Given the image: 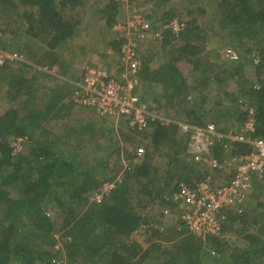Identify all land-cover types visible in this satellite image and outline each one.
I'll return each mask as SVG.
<instances>
[{
    "label": "trees",
    "instance_id": "1",
    "mask_svg": "<svg viewBox=\"0 0 264 264\" xmlns=\"http://www.w3.org/2000/svg\"><path fill=\"white\" fill-rule=\"evenodd\" d=\"M96 1H105L101 8L96 9L107 23L106 28L98 29L100 40L104 41L107 36L109 40L115 38L120 50L122 37L115 34L112 27L120 18L124 2ZM186 1V4H179L174 0H156L147 12L139 5L150 0H141V4L130 7L150 20L154 31L159 28V22L167 25L178 19L183 24L177 32L168 27L162 37L151 39L158 48L155 52L153 50L152 57L145 58L140 47L143 67L139 73L143 88L152 82L158 87L159 92L154 96L163 108L154 110L157 115L169 119L170 107L177 108L176 101L183 107L179 112L175 109L176 113H171L173 119L168 123L162 124L163 120L158 119L151 122L146 130H133L127 123L130 134L125 139L126 143L136 144V139H141V142L146 139V153L135 162L136 146L130 150L121 148L118 140L111 141L109 150L116 159L112 164L108 159V163L99 166L108 167V171L112 169L110 174L97 169L99 172L94 175V169L81 164L75 156L70 157V152L62 149L64 146L58 144L62 141L58 132L52 134L50 129L41 125L45 120L61 118L64 113L67 115L74 105L91 108L75 100V91L76 83L82 81L93 63H84L83 72L71 82L51 75L45 69L36 70L28 62H23L24 66L35 70L29 75L14 72L7 64L0 69V81L6 85L0 91V264H206L202 261L212 258L206 255V249L202 251L206 246L214 248L220 255L210 261L213 264H219L224 257V264H257L258 256L252 247L231 248L226 237H240L245 228L249 229L246 224L250 222L251 234L254 235L247 236L250 243L259 244L262 240L264 175L253 178L256 188L253 195L248 193L243 202L226 206L222 235H209L205 241L191 238L194 234L182 219L184 208L171 196L181 192V183L196 187L209 179V183L216 186L230 181L235 174V171L233 174L228 171L221 173L207 163L195 161L188 152L187 134L179 130L180 122L204 126L208 117L213 116L212 121L225 137L214 141L211 156L222 162H231L229 168L237 163L239 156L255 150L249 142L227 137L231 131L244 134L249 139H264V0ZM87 2L0 0V27L5 32L13 26L15 34L25 30V35H30L33 41L41 42V57L36 58L33 46L29 52L36 58L33 61L48 63L50 67L47 68L51 69L60 59L61 52L73 50V41H78L82 48L90 44L91 38L86 35L93 30L88 32L89 28L84 25ZM176 9L178 13H174ZM16 15H23L27 27L22 20H14ZM205 16L211 19L197 22L196 18L199 21ZM113 46L116 48V43ZM230 46L238 52L236 61L222 59L223 50ZM161 53L164 63L153 69L148 63ZM187 64L192 67L189 72L192 84L185 83V74L180 69L181 65L187 67ZM69 67L70 60L64 55L60 63L63 70L60 71L69 74ZM214 68L217 70L213 71ZM46 80H49V85L39 82ZM40 89L49 94L44 108L43 105L37 106L38 101L45 98L39 95ZM23 95L24 115L19 116V112L9 104ZM184 102L194 106L184 108L187 105ZM208 102L210 104L205 108ZM229 105L234 109L237 107L240 122L237 127L226 123L230 115L226 114ZM248 106L256 110L257 120L255 131L244 133L241 127L248 115ZM18 136H26L28 140L21 152L12 154L10 142ZM154 152L167 156L164 169L151 163ZM124 153L131 166L119 169V158L124 157ZM115 171L125 174L122 177L111 176ZM105 180L113 181L115 186L100 202L95 201L96 190ZM153 192H158L160 197L166 194L164 199L159 198L162 199L159 204L167 207L163 213L175 212L177 218L174 222L168 224L161 218L151 219L141 212L154 200L151 199ZM249 201L252 208L244 204ZM136 230L148 232L154 238L164 236L174 243L166 241L142 249L131 237Z\"/></svg>",
    "mask_w": 264,
    "mask_h": 264
},
{
    "label": "built area",
    "instance_id": "2",
    "mask_svg": "<svg viewBox=\"0 0 264 264\" xmlns=\"http://www.w3.org/2000/svg\"><path fill=\"white\" fill-rule=\"evenodd\" d=\"M170 26L177 32L181 30L183 24L175 20ZM113 30L123 40L120 48L121 62L117 66L121 68V77L115 76L100 64L92 65L87 69L82 81L76 83L78 87L75 91V100L93 108L102 117H127L129 127L133 130H146L151 122H156L158 119L163 120L162 124L168 123L169 119H163L157 115L149 104L142 100L137 91L141 82L139 73L143 67L140 45L149 34V20L134 9L131 17L116 23ZM227 51L232 58L237 57L233 50ZM19 58L20 56L16 53L0 49V69L8 62ZM256 120L254 108L248 106V115L242 123V131L254 132ZM179 130L187 134L188 152L192 154L195 161L207 163L209 167L221 173L229 171L231 162L227 160L222 162L211 156L214 141L219 137H225L213 123L201 126L182 121L179 123ZM227 137L231 140L249 142L255 148L251 153L239 156L232 179L225 183H218L216 186L211 185L209 179L198 183L196 187L181 183V192L171 196L184 208L182 219L188 230L203 239L209 235H222L226 206L243 202L254 187L253 178H262L264 175V139H249L244 134L232 131ZM27 140L26 136L13 138L11 153L21 152ZM145 153V146L139 147L135 162L139 161ZM130 166L131 161L125 160L124 167ZM114 186L111 180L102 182L96 190L94 200L100 202ZM56 236L59 235L56 234Z\"/></svg>",
    "mask_w": 264,
    "mask_h": 264
},
{
    "label": "crops",
    "instance_id": "3",
    "mask_svg": "<svg viewBox=\"0 0 264 264\" xmlns=\"http://www.w3.org/2000/svg\"><path fill=\"white\" fill-rule=\"evenodd\" d=\"M176 2L179 4H182V3L186 4L187 3L186 0H176ZM177 3H175V4H177ZM174 13H178V9H176L174 11ZM14 17H15L14 20H16V21L22 20L23 23L26 24V27H27L28 23H26L25 19L22 18L23 15H21V16L16 15ZM196 19L198 22V18H196ZM158 25H159V28L157 29V31L152 30V33H154V37L144 41V43H147V45H145V47L148 46L146 49H144L145 58H147V54L145 53L146 51H153L154 50V52H155L158 49V48L156 49L157 46L155 47L153 45L155 41L151 40L153 38L163 36V31H164L165 27L164 26L161 27V22H159ZM101 28H103V27H100L99 29H101ZM13 31H14L13 26H11L10 31L7 30V31L0 34V49L6 50V51H9L12 53H16L20 56L19 59H15V61H13V62L11 61V62L7 63V66H10V70H12L14 72H22V73H25L26 75L31 74V72L32 73L35 72L34 69L24 66L23 62H28V63H31L32 65H34L36 70L45 69L51 75L58 76L59 78L66 79V80L71 82V81L75 80L74 79L75 77H78V75L83 72L84 63L89 62L91 64L93 63L94 65L100 63V64H102V66L106 67L109 71H111L115 76L121 77V70H119L117 68V66L119 64L118 61L120 60V50L118 48V43L116 42L115 38L112 40H109L110 37L108 38V36H107V39L104 40L106 43L100 47L96 46V45L88 44V45L84 46V48H82L80 46L81 44H79L78 41H73V45H72L73 50H68V51L65 50L64 53L61 52L59 54L61 56L60 59L57 61V63L51 69H49V68H47V67H50V65L48 63L37 64L35 61H33V59L35 60L36 58L41 57V54H40V51H41L40 46L41 45L40 44H42V43L37 41V40L33 41L32 37L28 34L25 35L26 34L25 30L19 34H15L16 31H14V32ZM200 34H197V35L200 36ZM193 38L195 40H198L197 38H195V36ZM199 39H201V37ZM33 42L35 43V45H28L29 43L33 44ZM115 43H116V48L113 46ZM144 43H143V45H144ZM31 46H33L32 50H36V53H37L36 58H33V55L31 54V52H29V50L31 49ZM142 50H143V48H142ZM64 55H66L67 59L70 60L69 74H64V73H62V71H60V70H63L62 68H60V63L62 62ZM150 55H151V57L153 56V54H148V56H150ZM31 60L33 62H31ZM219 61L221 63H225L221 60H219ZM226 61L229 62V60H226ZM163 63H164L163 54L161 53L158 56H155V58H153V60H150L148 64H150V66L153 67V69H155V68L159 67L160 65H162ZM109 64H112V65L109 67ZM186 66L187 67H184L181 65L180 69L182 70L183 75L185 74L184 75L185 83L186 84H192L193 78H192V76H190V73L192 71V67L189 66L188 64ZM216 70H217V68L213 69V71H216ZM39 74H41V73L39 72ZM40 79H42V78H40ZM39 82H42L44 86L49 85L48 84L49 80L39 81ZM143 83L144 82L141 80L140 86L137 88V91L140 94L142 100L147 102L153 110H155L156 108L162 109L163 108L161 106L162 104L161 105L158 104V102L156 101L157 96H154L156 94V92H159L158 87L154 86L155 82H152L151 84H149V86H145V88H143V85H144ZM5 86H6L5 83H2L0 81V91L4 90ZM44 86H42V87L44 88ZM41 89L38 91V93L40 96H42V97L44 96L45 98L43 100H39L38 101L39 104L37 106L43 105V108H44V104H45L47 98H49V94H47V92H45L44 90H42V92H41ZM233 89H235V87H233ZM187 91H188V89H187ZM144 94H145V97L143 96ZM24 97L25 96L23 95L20 98L21 100L20 99L17 100L18 102L16 101V102H13L12 104H9L11 107L15 108L19 112L18 113L19 116L24 115V111H23ZM69 99H70V97H69ZM71 100H72V98L70 99V101ZM164 101H166V98L164 99ZM178 102L179 101L175 102V105L177 107V108H175L176 111L181 110V108L183 107L180 105L178 106L177 105ZM183 104L184 105L187 104L186 105L187 107L185 106L184 108H188V109L191 108L192 106H194L193 103L184 102ZM209 104H210V102H208L205 105V108ZM57 108H59V106L56 107V110H57ZM71 109L72 110L68 111L67 115H66V113H64V114H62L63 116L61 118L54 117L52 119L45 120L44 122H41V125L43 127H46L47 129H50L52 134H54L55 131L58 132V134L62 138V141H60V143H58V144L60 146L62 145L65 147V148L62 147V149H64L66 151V153L70 152V154H71L70 157L75 156L80 161L81 164H83L87 167H90L91 170L94 169V175L98 174L99 171L97 169H99L101 172H102V169H104L106 174H110L111 171H113L112 169H110V171H108V167L102 168V166H101L99 168V166L102 163H108L109 160L111 161L110 164H112V161L116 159V157L114 158V154L111 155V151L109 150L111 148L110 147L111 141L116 142V140H118V143L122 144L121 148L127 149V146L125 145V142L127 140H125V139L129 138V134H130L128 131V126H127L129 119L127 117H119V118L102 117V116L98 115L95 110H93L91 108L78 107L76 105H74ZM175 109H172V107H170L171 112L169 114L170 115L169 119H173L172 114L176 113ZM236 109H237V107L234 109L233 105L231 107L229 105V110L226 111L227 116L230 114L229 118L226 119V123H228V125H231V124L234 126L236 125L235 127H237L240 124V122H238V112ZM1 112L2 111L0 108V114H1ZM53 113H54V111H53ZM181 113H179L180 114L179 117H181ZM182 115H184V114H182ZM212 118H213V116L208 117V122H213ZM136 140H137V143L139 144L137 146L136 150H138L139 147L145 146L146 144H148L147 143L148 140L146 141V139L143 140L142 142L140 141L141 139H136ZM167 140H169V138H167ZM149 142L151 143L150 139H149ZM10 145H11V142H10ZM66 146H68V148H66ZM117 146H119V145H117ZM157 154H158V152H156L155 154L152 155L151 163L153 164V166H155L159 169H164V167L166 166V162L163 165V164H161L160 160L156 161ZM125 156L126 155L124 153V157L119 158L120 159L119 164L121 165V167L119 169H123V167H124L123 164H124V161L126 160ZM124 169H126V167H124ZM235 169H236V164L231 166L229 168L228 172L230 174H233ZM116 173L117 172L115 171L114 173L111 174V176L115 175L116 177H120V176L122 177L123 174H125L123 171H122V174L120 173V171L117 174ZM254 186H255V184H254ZM255 190H256V188L253 187L252 190L250 191L251 195L254 194ZM164 195H166V194L164 193L162 195V197H160L158 192L157 193L153 192V196L151 199H154V200L150 204H148V206L145 207V210L144 209L141 210V212L150 216L151 219H153V217L154 218L155 217L161 218L162 220H164V221L168 222V224H170V222H174L176 220L177 216L174 215L175 214L174 211L171 213H168V214L163 213L167 207H165V206L160 207L159 203L162 199H164ZM159 198H162V199L160 200ZM251 203L252 202L249 201V202L244 203V204L247 205L246 207L248 208L249 206H251ZM251 208H252V206H251ZM246 227L251 229L250 222L246 224ZM249 229L245 228L244 232L243 231L241 232L242 234L240 235V237L237 236L238 238H237V240H235V242H237L238 240L241 241L243 243V245L235 244V245H230V247L233 248L235 246H238V247H241V249H245L246 247H249V248L252 247V249L256 252V254L258 256V258L256 260L257 264H264V235L260 237L262 240L259 242V244L258 243L251 244L249 239L247 238V236L253 235V234H251L253 232H252V230H249ZM255 231H257V230H255ZM168 234L171 235V232H169ZM188 234H189V232H188ZM131 237L134 240V242L142 249H148L151 246H155L157 243L158 244H164V243H166V241H167V243H171V244L174 243V240H171V239L166 240L164 238V236H158L157 238H154L153 235H151L148 232H144L142 230L134 231ZM183 237H184V235L182 234V238ZM186 237H187V235H186ZM191 238H194L195 240L205 241L204 239H201L198 236H194V235H192ZM226 238L230 240L229 235ZM202 249H203L202 250L203 252H205L204 249H206V252H205L206 255L212 256V258L207 259V262L202 261V263L213 264L210 261L213 262L214 258L218 259V257H220V255L216 252V250H214V248H212L210 246L209 247H207V246L203 247ZM224 259H225V257H224ZM222 261L219 262V264L220 263L224 264V262H222Z\"/></svg>",
    "mask_w": 264,
    "mask_h": 264
},
{
    "label": "rangeland",
    "instance_id": "4",
    "mask_svg": "<svg viewBox=\"0 0 264 264\" xmlns=\"http://www.w3.org/2000/svg\"><path fill=\"white\" fill-rule=\"evenodd\" d=\"M87 1L88 2H87L86 7L84 9L85 10L84 18L86 20V21L84 20L85 21L84 25L89 28L88 29V32L91 31V30H93V32L90 33V34H87L86 36H89V38H91V42H90L91 45H96V46H99L100 47V46L104 45L106 42L100 40V36H99V33H98V29L100 27H105L106 28L107 23H106V18L105 17L99 16L96 13L97 12L96 9L101 8L102 7V4L104 5V2L105 1H102L103 3L101 1H96V0H87ZM122 1L124 2V4H122V10H121V13H120V17H125L126 12L130 13V11H131V8L130 7L132 5L141 4V0H122ZM154 1H156V0H150V2L143 3V4H141L142 6L139 5V7L142 8L143 11L147 12L148 9L151 6H153ZM174 2H176V0H174ZM210 19H211L210 17L205 16L201 20L199 19L198 23H200V21H202V20L203 21H209ZM0 20H1V18H0ZM213 24L217 25L215 21H213ZM163 25L161 24V27H163ZM214 27H216V26H214ZM145 45H147V43H144V45L142 47L143 48V50H142L143 53H144V49H146L148 47V46L145 47ZM145 53L147 54V56H148V54H154L153 51H146ZM100 65H102V64H100ZM248 74L252 76L251 71H248ZM125 144H126L127 148L130 149V150L134 149L135 146L137 147L139 145L138 143H136V144L135 143H132L131 144L130 142H127V143L125 142ZM162 152H167V151L163 150ZM158 160H160L161 161V164L164 165V163L168 161V158H166L165 155L162 156V155H160L158 153L157 154L156 161H158ZM218 179L220 180V178H218ZM48 212H50L51 214H53L51 211H48ZM229 236H230V245H235V244H237V245H239V244L240 245H243V243L241 241H239V240L237 242H235V240H237V238H238L236 235H229Z\"/></svg>",
    "mask_w": 264,
    "mask_h": 264
},
{
    "label": "clouds",
    "instance_id": "5",
    "mask_svg": "<svg viewBox=\"0 0 264 264\" xmlns=\"http://www.w3.org/2000/svg\"><path fill=\"white\" fill-rule=\"evenodd\" d=\"M132 12H133V10H131L130 11V13H128V12H126V15H125V17H120L118 20H117V22L116 23H118L119 21H125V20H128L130 17H131V15H132ZM120 13H121V11H120ZM119 13V14H120ZM175 20H177L178 22H179V20L178 19H174V20H172L169 24H165V23H161L165 28H168V27H171L170 25L172 24V22L173 21H175ZM149 22H150V31H149V34H148V36L146 37V39H144L143 41H141V45H140V47H142L143 46V43H144V41L145 40H147V39H149V36L150 37H154V33H152V24H151V21L149 20ZM115 23V24H116ZM114 24V25H115ZM113 25V26H114ZM112 29H113V27H112ZM1 33H3V27H0V34ZM116 34V33H115ZM227 50H233L235 53H236V55H237V57L236 58H232L231 56H229L228 55V51ZM224 52H223V58L222 59H224V60H229V61H236V60H238L239 59V56H238V52H237V50H236V48H234V47H228V48H226L225 50H223ZM257 60V59H256ZM256 88H258V86L256 87ZM255 112H256V110H255ZM208 123H213L215 126H216V128L218 129V126H217V124L215 123V122H207V124ZM219 130V129H218ZM195 235V234H194ZM213 236H216V235H213ZM200 238V237H199ZM201 239H203V238H201ZM206 239V238H205Z\"/></svg>",
    "mask_w": 264,
    "mask_h": 264
}]
</instances>
